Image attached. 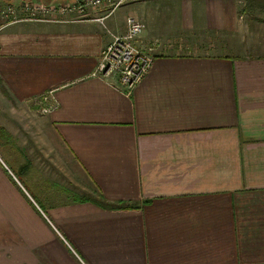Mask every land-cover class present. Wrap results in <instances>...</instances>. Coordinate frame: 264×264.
Here are the masks:
<instances>
[{
	"label": "crops",
	"instance_id": "crops-1",
	"mask_svg": "<svg viewBox=\"0 0 264 264\" xmlns=\"http://www.w3.org/2000/svg\"><path fill=\"white\" fill-rule=\"evenodd\" d=\"M72 1L0 0V264H264V0L25 10ZM128 16L155 50L131 90L93 75Z\"/></svg>",
	"mask_w": 264,
	"mask_h": 264
},
{
	"label": "built area",
	"instance_id": "built-area-1",
	"mask_svg": "<svg viewBox=\"0 0 264 264\" xmlns=\"http://www.w3.org/2000/svg\"><path fill=\"white\" fill-rule=\"evenodd\" d=\"M138 1L143 0H75L49 5L31 2L25 4V10L32 13L34 19L82 21L90 18L91 10L107 7L108 15L98 18L103 21L123 4ZM0 18L6 22L18 20V8L13 4L0 3ZM145 28L146 24L143 21L134 16H128L125 32L111 33V40L102 50L100 61L93 75L109 78L116 74L119 82L127 90H131L139 83L154 61V55L142 50L136 44L137 38ZM47 95L45 100L48 98ZM51 109L52 105L44 107L43 111L49 112Z\"/></svg>",
	"mask_w": 264,
	"mask_h": 264
},
{
	"label": "rangeland",
	"instance_id": "rangeland-1",
	"mask_svg": "<svg viewBox=\"0 0 264 264\" xmlns=\"http://www.w3.org/2000/svg\"><path fill=\"white\" fill-rule=\"evenodd\" d=\"M33 3H38V4H43V3H41V2H33ZM1 4H9V3H4V2H1ZM130 4H132V3H125V4H123L121 7H119L118 9H116L115 10V12H114V15H113V19H115V20H117V21H122V19H124L127 15H128V12H129V8H130ZM43 5H45V4H43ZM16 6V5H15ZM17 7V6H16ZM101 8H104V7H101ZM97 9H100V8H97ZM97 9H93V10H91V13H90V18L92 17V12L93 11H95V10H97ZM109 10V9H108ZM25 12V11H24ZM109 13V12H108ZM18 14H19V12H18ZM159 43V42H158ZM157 43V44H158ZM154 47V45L150 48V47H148L147 49H143V48H141L142 50H144V51H146V52H150V54H154V52L153 51H155L154 49H152ZM169 48H170V46H168ZM172 48H176V49H182L181 51H183V49L184 50H188L190 53H199V54H201V53H203V54H211V53H214V48H216V46H214V45H211V44H199V45H197V46H192V48H188V49H185V48H187V46H185V45H182V44H178V45H176V44H174V46H172ZM151 49V50H150ZM187 51V52H188ZM216 51V50H215ZM115 76H117L116 74H115ZM116 78H118V76L116 77ZM1 111H2V116H5V115H9L10 113H9V109H6V108H1ZM13 112H15L14 110H12ZM42 111V110H41ZM15 114V113H14Z\"/></svg>",
	"mask_w": 264,
	"mask_h": 264
},
{
	"label": "trees",
	"instance_id": "trees-1",
	"mask_svg": "<svg viewBox=\"0 0 264 264\" xmlns=\"http://www.w3.org/2000/svg\"><path fill=\"white\" fill-rule=\"evenodd\" d=\"M46 5H49V4H46ZM0 129H2V128H0Z\"/></svg>",
	"mask_w": 264,
	"mask_h": 264
}]
</instances>
